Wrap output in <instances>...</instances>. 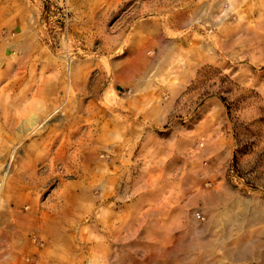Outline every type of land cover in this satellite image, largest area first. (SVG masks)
I'll return each instance as SVG.
<instances>
[{"label": "rangeland", "instance_id": "rangeland-1", "mask_svg": "<svg viewBox=\"0 0 264 264\" xmlns=\"http://www.w3.org/2000/svg\"><path fill=\"white\" fill-rule=\"evenodd\" d=\"M15 227L10 264H264V0H0Z\"/></svg>", "mask_w": 264, "mask_h": 264}, {"label": "crops", "instance_id": "crops-1", "mask_svg": "<svg viewBox=\"0 0 264 264\" xmlns=\"http://www.w3.org/2000/svg\"><path fill=\"white\" fill-rule=\"evenodd\" d=\"M113 207H112V217H111V221L112 222H107L106 225H110L111 227H106L105 231L111 235L114 234H119V232L121 231L118 227L115 226V217H114V211H113ZM129 223V222H128ZM127 223V224H128ZM102 224H104L103 219H102ZM17 228H11L9 233L5 234L4 236L6 238H0V264H10L12 258L10 257L9 251L6 252L7 249L12 250V254L14 253L15 249L17 247H19V243H18V238H17ZM104 230L103 226H102V231ZM13 231H16L13 233ZM183 239H185V234L182 235ZM16 237V238H15ZM187 238L190 236H186ZM194 237V238H193ZM200 233L199 232H195L192 234L191 240L195 241L194 243L200 241ZM185 248V246H184ZM195 248V247H194ZM11 252V251H10Z\"/></svg>", "mask_w": 264, "mask_h": 264}, {"label": "built area", "instance_id": "built-area-1", "mask_svg": "<svg viewBox=\"0 0 264 264\" xmlns=\"http://www.w3.org/2000/svg\"><path fill=\"white\" fill-rule=\"evenodd\" d=\"M196 217H197L198 219H200V216H199V215H197Z\"/></svg>", "mask_w": 264, "mask_h": 264}]
</instances>
